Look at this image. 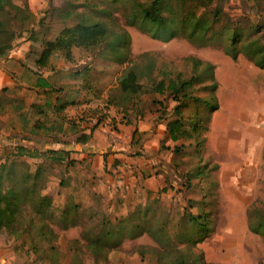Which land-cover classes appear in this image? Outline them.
Listing matches in <instances>:
<instances>
[{
    "label": "rangeland",
    "instance_id": "374dc122",
    "mask_svg": "<svg viewBox=\"0 0 264 264\" xmlns=\"http://www.w3.org/2000/svg\"><path fill=\"white\" fill-rule=\"evenodd\" d=\"M134 1L12 0L23 8L17 12L7 6L16 32L12 45L24 38L29 42L19 61L10 64L25 65L29 73L50 74L52 89L35 92L27 76L25 84L0 91V162L15 158L18 144L30 146L36 156L16 158L24 160L31 171L46 163L41 191H52L58 205L52 215L41 216L29 204L22 206L19 230L0 229L4 259L0 264H160L161 258L168 260L180 250L199 253L208 264H264V68L242 51L232 59L223 50L229 28L241 33L238 48L250 39L264 44V0H167L177 17L213 13L204 44L190 41L180 26L176 36L162 40L152 36L155 29L150 24H129L126 19ZM81 13L107 26L104 40L95 48L74 46L71 59L54 54L46 65H39L36 58L43 42L78 21ZM124 31L129 40L119 58L110 39ZM246 50L252 52L251 47ZM206 62L214 65L217 87L212 90L206 74L188 88L202 100H187L183 108L186 125L195 118L198 125L194 137L176 141L183 144L180 150H173L175 141L168 136L156 135L158 115L160 122L173 118L177 101L151 91V80L144 71L142 91L134 104L120 107L107 102L116 96L117 77L129 64H153L152 73L166 80L177 72L190 77L205 69ZM85 66L83 75H74V70ZM214 93L218 108L210 112L203 100L212 103ZM57 94L59 100L78 98L81 106L56 114L51 104ZM88 132L85 142L76 141ZM234 144L239 148L229 149ZM61 148L72 150L66 155ZM121 150L128 153L114 157L115 165L109 164L108 156ZM57 155L61 160L52 157ZM144 158L148 160L144 164H149L145 169L164 173L165 184L140 194L142 180L129 182V177L144 174L139 161ZM168 159L170 164H163ZM175 161L177 166L172 165ZM197 165L204 166V173L192 177L186 186L180 174L187 170L193 174ZM65 176L68 180L64 178L66 184L60 186L59 179ZM66 201L79 206L63 220L60 205ZM202 210H207L212 230L189 247L180 235L185 227L181 217L185 211L198 214ZM127 214L144 217L147 230L108 249L102 246L96 251L88 246L101 232L102 223L117 224ZM42 223L43 233H39Z\"/></svg>",
    "mask_w": 264,
    "mask_h": 264
},
{
    "label": "trees",
    "instance_id": "16d2710c",
    "mask_svg": "<svg viewBox=\"0 0 264 264\" xmlns=\"http://www.w3.org/2000/svg\"><path fill=\"white\" fill-rule=\"evenodd\" d=\"M7 6L15 10V12L23 9L18 4L12 2V0H0V55H3L11 48L12 41L16 37V32L11 28L10 20L7 15ZM167 10L170 12L172 11L167 0H135L133 9L130 11L126 20L129 24L138 22L140 24H150L149 27H154L155 29V32H152V36L161 38L162 40H167L176 36L178 33L177 26H180L181 30L186 31L190 41L199 44L207 42V31L214 22L213 13H205L204 15L199 14L195 18L189 15H186V17H177L176 13L173 12L166 15L165 12ZM107 33L108 28L102 21L87 18L81 13L78 21L62 27L53 40H45L43 42L36 62L41 66L46 65L50 56L54 54H62L66 59H71L72 48L74 46L95 48L104 40ZM227 33L229 34V41L223 46V50L226 54L232 59H236L238 52L242 51L256 65L264 68V44L259 43L256 39H250L241 44L238 48L237 41L241 33L236 30V28H229ZM127 40H129V36L125 31L110 39L111 48L114 50V53L117 54V57L120 58L126 51L122 49V46ZM247 44L248 46H246ZM247 47H251L252 52L246 50ZM196 61L202 62L199 58H197ZM49 67L53 69L55 66L51 64ZM213 68L214 65L211 62H206L205 69L190 77L186 78L182 76L180 72H177L174 76H169L165 80L163 78H157L152 73L153 64H145L144 66H140V64H129L117 77L118 92L116 96L108 99L107 102L114 103L116 106L120 107H125L128 102L134 104L135 98L139 96L143 87V83L140 81L142 71H144L145 74L147 73L151 80V91L166 93L164 97L177 101V103L173 105V113L175 116L166 121L165 129V136L175 141L172 148L174 151H177L183 147V144H177L176 141L183 136L188 138L194 137L198 125L196 118L193 122L189 120V124L186 125L187 120L185 119L186 117L183 116V108L189 103L187 100L197 101L201 99L198 96H192L188 92V88L196 79H202L203 75L208 74L211 80L212 90H215L217 82L214 77ZM87 69L88 66H85L82 69L74 70L73 73L75 76L83 75ZM35 72L38 74L36 85L40 87L52 86L45 77L41 76L37 71ZM7 89V87H2L0 91L4 92ZM55 98L54 110H61L66 104L73 103L75 100L72 97H65L61 100H59L58 96ZM157 99V101H162L160 98ZM211 99L214 100L212 103L207 99L203 100L204 103H208L206 105L210 112L218 108V101L215 93L211 95ZM47 104H50V102H46V105ZM0 107H2L1 103ZM136 131L137 129L134 128L132 132L133 136H135ZM90 133L91 132L78 135L76 141L85 142L90 137ZM178 145L182 146L178 147ZM166 147H169V144H166ZM51 150L55 151L54 149ZM71 150L72 149L61 148V151L66 153V155H68ZM13 155H15V158L11 159V161L4 160L0 162V229H4L10 233H16L19 230L18 219L23 205L29 204L34 212L40 216L46 213L52 215L55 209L54 206L58 205L54 204L52 195L41 191L45 184L44 174L46 171H44V168L46 163L37 164L33 171L25 167L24 160H18L16 157L22 155L36 156V154L32 152L30 146L23 144L17 145ZM52 157L60 160L62 158V156L60 158L59 155ZM17 160L19 161V163H17L19 165H15ZM172 165L177 166V162L175 161ZM202 167L204 166L197 165L193 174L191 170H187L180 174V176L184 177L186 186L191 185L190 179L192 177H200V175L204 173ZM64 178L65 181L68 180L67 176L61 177L58 182L60 186L66 184L63 180ZM60 206V217L65 220L69 216L70 211L72 212L78 209L79 205L77 202L66 201ZM208 217L207 210H202L198 214L189 211L184 212L181 219L183 218L185 227L180 231V235L186 241L187 246H193L196 242L204 239L210 233L212 226L208 223ZM29 220L33 222V216H31ZM144 222V217L140 218L134 214H127L118 218L117 224L111 225L110 223H102L101 232L89 240L88 246L93 247V250L96 251L102 246L107 249L115 247L125 237H134L142 231L147 230L144 227ZM41 225V227L39 226L37 228V232L39 233H43L45 224L42 223ZM49 231L51 232V229H49ZM160 264H208V262L205 261L199 253L191 251H189V253H183L180 250L168 260H163L161 258Z\"/></svg>",
    "mask_w": 264,
    "mask_h": 264
},
{
    "label": "crops",
    "instance_id": "0c3cea01",
    "mask_svg": "<svg viewBox=\"0 0 264 264\" xmlns=\"http://www.w3.org/2000/svg\"><path fill=\"white\" fill-rule=\"evenodd\" d=\"M28 46H29V42H28V40H26L24 38L19 45H12L9 50H7L3 55L0 56V88H2V87H7L8 88L9 86H12V85H15V84H25V82H24L25 78H27V76H28V77H30V79L32 80V82L34 84V85L30 86V87L33 88L35 90V92H49V90L52 89V86H50V87L49 86L40 87V86L36 85L37 78H38V74L37 73H33V72L29 73L25 65H22V64H10V63H14V62L17 63L19 61V58L22 57L21 52L24 49H26ZM12 72H14V74ZM41 76L45 77L52 84V80L50 78V74L45 73V74H41ZM56 96L59 97L58 94L54 96V100H53V102L51 104L52 107L54 106V103H55V100H56L55 99ZM73 98L75 99L74 102H73L74 104L68 103V104L65 105V107L63 109L55 110L56 114L64 115L66 111L71 112V111L75 110V108H77V105L80 107L81 104L78 102V98H75V97H73ZM46 101L47 100H44L45 103H46ZM73 106H74V109L72 108ZM158 117H159L158 118L159 120L156 121V123H157V127H156L157 133H156V135L157 136H159V134L160 135H165L166 122H160V120L162 119V118H160V114L158 115ZM63 122L66 123L67 120L64 118ZM139 122H140L139 124L142 123L141 127H145V121L143 122V119L142 120L140 119ZM151 124H152V122H151ZM85 131H86V129H85ZM89 131H92V130H89ZM238 148L239 147H236V144H234V148H229V149L237 150ZM240 149H242V148H240ZM73 150H75V149H73ZM75 151H77V150H75ZM123 152L124 151H122V150H121V152L117 151V152L111 154L112 156H110V158L108 156V161H110L108 163L109 164L111 163V164L115 165L114 157L122 158V157H124V154L128 153V152H125V153H123ZM78 159L82 160V157H80ZM102 159H103V157H102ZM139 161H142V163L140 165H141V169L143 170L144 174H142L139 171L140 174H142V176L140 174L136 175V177L135 176H132V177L130 176L129 177V180H130L129 182H132V179H138L140 181L142 180V183H141L140 187L138 188V189H140V194H145V192H148V190L152 191L153 188L156 189V187H157L156 185L162 186V185L165 184L164 173L159 172V171L154 172L153 168H151L153 170L147 171L145 169V167H149V164H144V163H147V161H148L147 158L140 159ZM163 164H166V165L170 164L169 159H168V161L166 163L163 162ZM154 182L156 183L155 185L153 184ZM142 185H144V186L142 187ZM43 192L49 193L50 195L52 194V191H50V190H44ZM67 195H69V193ZM53 196H54V194H53ZM67 197H69V196H67ZM3 260L4 259L0 255V263H2Z\"/></svg>",
    "mask_w": 264,
    "mask_h": 264
}]
</instances>
